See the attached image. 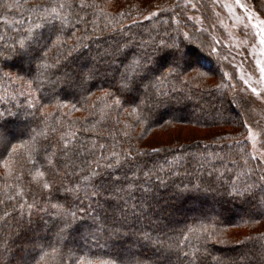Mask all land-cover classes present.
<instances>
[{
  "label": "trees",
  "instance_id": "obj_1",
  "mask_svg": "<svg viewBox=\"0 0 264 264\" xmlns=\"http://www.w3.org/2000/svg\"><path fill=\"white\" fill-rule=\"evenodd\" d=\"M174 3L0 0V264H264L254 105Z\"/></svg>",
  "mask_w": 264,
  "mask_h": 264
},
{
  "label": "rangeland",
  "instance_id": "obj_2",
  "mask_svg": "<svg viewBox=\"0 0 264 264\" xmlns=\"http://www.w3.org/2000/svg\"><path fill=\"white\" fill-rule=\"evenodd\" d=\"M176 2V7L172 8L174 18L180 19L179 7L186 8L190 21L198 30L208 34L214 44V50L224 59L226 66L232 69L231 72L225 71V75L234 85L238 97H245L254 105L250 118L245 121L247 130L243 140L248 142L252 156L260 162L264 170V43L261 42L264 40V13L254 7L252 0ZM261 4L264 7V0H261ZM157 5L140 14V19L153 17L166 8ZM216 70L218 69H213L212 72L215 73ZM235 104L240 109L237 103ZM222 130L223 134L216 136L237 132L234 129ZM215 131L219 132V129L184 126L183 129L175 130L172 136L176 134L174 137L179 144H202L208 143V137L211 138ZM158 135L163 136L162 143L168 142L167 133L158 132Z\"/></svg>",
  "mask_w": 264,
  "mask_h": 264
},
{
  "label": "snow or ice",
  "instance_id": "obj_3",
  "mask_svg": "<svg viewBox=\"0 0 264 264\" xmlns=\"http://www.w3.org/2000/svg\"><path fill=\"white\" fill-rule=\"evenodd\" d=\"M53 11H55V10H53ZM261 42L264 43V40H262ZM253 91L255 92V89H253ZM2 139H3V138L0 137V141H2ZM46 186H47V185H46Z\"/></svg>",
  "mask_w": 264,
  "mask_h": 264
}]
</instances>
